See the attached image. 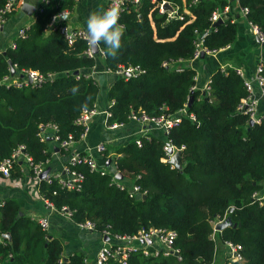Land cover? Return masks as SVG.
<instances>
[{
  "label": "trees",
  "instance_id": "1",
  "mask_svg": "<svg viewBox=\"0 0 264 264\" xmlns=\"http://www.w3.org/2000/svg\"><path fill=\"white\" fill-rule=\"evenodd\" d=\"M165 1L176 8L175 15L160 11L157 0H142L121 11L119 23L125 31L116 57L108 55L103 43L97 47L107 70H139L108 86L104 123L126 124L131 112L166 116L185 110L180 121L168 128L165 140L141 136L139 145L134 138L104 146L103 156L108 158V149L114 153L110 159L122 175L119 181L113 171L99 174L80 163L71 166L83 175L78 190L41 180L37 192L56 210L65 206L73 223L88 221L94 231H106L109 238L149 228L176 232L174 246L180 250V260L162 254L144 257L138 249L126 264H264V204L258 206L251 198L264 183V111L260 122L251 124L248 115L237 110L248 93L245 79L233 67L214 69L204 93L194 89L196 71L188 62L200 40L208 49L236 41L232 19L225 17L214 26L212 10L247 7L246 20L264 30V0ZM4 2L0 0V7ZM72 4L73 0L41 1L23 35L13 37L14 47L7 43L0 51V78L10 76L7 61L19 71L51 75L38 87L0 84V158L21 144L34 162L46 166L50 150L38 137L45 124L53 125L60 139L67 134L73 143L80 139L83 127L76 120L82 110L93 108L98 93L96 82L84 74L94 65L96 54L85 55V41L67 44L47 26L51 15L69 11ZM167 141L180 152L179 166L166 160ZM126 180L138 185L145 197H129L126 189L120 190L117 184ZM228 216L237 225L214 232V222ZM225 242L240 247V260L226 255ZM63 247L62 238L21 213L14 199L0 198V264H83L81 251L64 254Z\"/></svg>",
  "mask_w": 264,
  "mask_h": 264
},
{
  "label": "built area",
  "instance_id": "2",
  "mask_svg": "<svg viewBox=\"0 0 264 264\" xmlns=\"http://www.w3.org/2000/svg\"><path fill=\"white\" fill-rule=\"evenodd\" d=\"M42 1L46 2L47 0H42ZM141 1L142 0H123V3L121 5L122 11L129 5L132 7L138 6L141 3ZM157 1L160 2L159 4L160 11H168L169 17L175 15L176 8L172 7L165 0H157ZM196 1L197 0H194V2ZM235 2L237 3L239 2V0H235ZM111 3L112 0H106V5L104 8L109 7ZM164 3H168L171 6L172 10H164L163 9ZM20 4L21 2L19 0H5V2L0 7V29L2 28V25L5 22L7 16ZM230 9L231 6L227 5L224 6L223 9L215 8L214 10H212L210 15L211 22L215 23L220 19L224 20L225 16L228 14ZM237 10L244 17L248 12L247 7H243L240 5L237 6ZM67 12L68 10L64 9L57 14L51 15L47 26L49 28L56 29V31L59 33V35L62 36L63 40H65L67 44H71L76 39H81L85 41L86 49L84 51V54L87 56H94L90 52L87 32L84 29L78 27H71L65 24H59L58 22L60 21V18L53 20V17H57V16L61 17V15H65L67 14ZM247 23L251 29L252 34L256 37L257 41L262 46H264V30L256 23H253L251 21H247ZM24 29L25 27L18 28L16 31V36L17 37L22 36L24 33ZM8 45L10 47H14V43L12 42V40L8 43ZM223 48L208 49L202 46V41L200 40L195 44V49L192 58L198 59L202 51L204 52V55H211V54L214 55ZM97 53L100 52L98 51ZM221 67H222L221 70H223L224 66ZM234 70L236 71V73H238L245 79L242 71L239 68H234ZM113 72L117 75V77L123 76L126 78L133 76L135 73H138L139 70L136 67H127V68L119 67L117 70ZM85 76L87 75L85 74ZM46 78H51V75L47 74ZM46 78H44L42 75L38 74L35 71H31V70L19 71L17 69H14V73L12 75L2 76L0 78V84L4 85L5 87H8L10 85L15 87L26 86V85H29L31 87H38L43 83V81ZM207 82L204 84L202 88V91L204 93L207 92L209 89ZM244 83L248 94L246 97L241 99L240 103L237 106V110L246 113L249 117V120L252 123H259L262 114L259 113V109H258L259 101L262 98H264V56L259 58V60L257 61L253 77L251 79L246 78ZM255 92H258L259 95L256 96ZM183 112H185V110H183L182 112L180 111L176 114L174 113L166 116L163 114L159 116H151L146 114L144 111H139L134 113L131 112L130 115L128 116V119L131 122H135L144 126L147 125L154 126L167 132L169 127H171L172 125H176L180 121V113ZM102 113L105 116V118L108 116V112L106 110L102 111ZM96 114H98V111L95 108V106H93V108L88 110L87 109L82 110L81 114L76 120V122L83 127V130L80 134V138L85 134V132L88 129V121L90 120L91 117H93ZM190 118L193 119V116L190 115ZM121 125L123 124L111 122L105 126L108 129H113ZM45 129H48L52 132V138L56 142L57 146L60 149L67 152V161L64 167L62 168V171L53 174L47 172L42 178V180H44L45 182L54 181L59 188L64 190H78L81 186L83 175L81 172L72 169L71 166L80 163H84V164L86 163L90 170H98L99 174H103L105 172L106 169L98 166L94 161L92 155L89 153L90 151L93 150L94 152L101 154L105 146L103 143H98L92 149H89L88 153L71 152L70 150L73 144L71 134H67L65 138L60 139L58 135L55 133L56 131L55 127L51 124H45L40 127L38 133V137L40 140L44 139L42 131ZM134 141L136 144L138 145L140 144L138 138H135ZM163 148H164L166 160L168 161L175 152L179 151L169 141L166 142ZM169 149H171L172 152H169L168 151ZM14 164H19L23 166L30 174V177L36 182L41 181L39 180V175L45 169V164L34 162L31 156L25 152L24 146L21 144L17 145L10 152L9 156L0 158V176L8 177L10 175V171L13 168ZM115 172L116 170H114L112 173L114 174ZM113 178L115 179L114 175ZM117 187L120 190L126 189L129 197H139L144 194L143 192L140 191V187L136 184L131 183L126 185L121 182L117 184ZM251 198L253 202H256L258 204V206L264 204V183L262 189L256 190L251 194ZM47 204L51 205L49 202H47ZM58 211L63 213L66 217L70 218L71 212L65 206H62L60 209H58ZM30 218L32 220H35L41 229L45 230L47 228L48 224H47V219L45 217L30 216ZM222 220H217L216 222H214L213 224L214 232H217L215 230V225L218 222H221ZM75 225L79 230L85 233L94 231L93 225L88 221L75 223ZM100 235L102 241L99 244L94 254V259L90 264H104L107 260L115 261L118 264H126L127 258L130 255V253L138 249H141L144 257L157 256L159 254H162L164 256H173L178 260L181 259L179 248L174 246V240L176 238V232L174 230H168L164 228L140 229L138 232L131 235H115L112 238L107 237L106 231H103V233ZM104 236L106 237V239H103ZM212 236L214 237V235ZM225 246L227 248L226 255L231 260L241 259L242 255L240 253V247L238 245L233 244L231 242H225ZM82 261L83 264H89L85 257L83 258Z\"/></svg>",
  "mask_w": 264,
  "mask_h": 264
},
{
  "label": "crops",
  "instance_id": "3",
  "mask_svg": "<svg viewBox=\"0 0 264 264\" xmlns=\"http://www.w3.org/2000/svg\"><path fill=\"white\" fill-rule=\"evenodd\" d=\"M19 1L27 3L36 9L42 0ZM105 5L106 0H73L72 8L67 14L61 15L65 19L60 18V21L65 25L82 28L86 31V18L89 12L100 6L105 7ZM34 11L27 15L20 10V5H18L8 15L0 29V51L16 36L18 28L26 27L32 22ZM225 17H230L237 27L236 41L214 55H204L198 59L188 61L189 65L196 71L194 89L202 90L211 72L220 66L239 68L245 79H251L254 75L257 61L264 56V46L252 34L245 17L241 15L237 7L231 5V9ZM84 74L92 78L98 86V93L94 102L98 114L90 118L87 131L77 142L72 144L71 152L88 153V150L98 143L112 146L141 136H155L165 140L166 132L164 130L131 121L116 128L108 129L105 126V116L102 113L108 106L105 92L108 86L117 78V75L104 67L100 53L94 56V65L90 69L85 70ZM255 95H259L258 92H255ZM258 109L259 113L264 111V98L259 101ZM42 134L50 150V159L47 161L45 168H48L50 174L62 171L67 161V152L60 150L52 138L50 130L45 129ZM108 151V158L93 150L89 153L98 166L114 171V163L110 159L114 153L109 149ZM10 172L8 177L0 176V198L14 199L21 213L29 217H45L47 219L48 232L64 240V254L79 250L90 264L102 241L101 235L96 231L82 232L70 218L47 204L37 192L38 182L30 177V174L23 166L18 164V167L12 168ZM125 184H129V182L126 180Z\"/></svg>",
  "mask_w": 264,
  "mask_h": 264
},
{
  "label": "clouds",
  "instance_id": "4",
  "mask_svg": "<svg viewBox=\"0 0 264 264\" xmlns=\"http://www.w3.org/2000/svg\"><path fill=\"white\" fill-rule=\"evenodd\" d=\"M123 0H112L109 7L99 8L89 12L86 18L88 43L92 48L101 43L106 45L108 55L116 57L122 44L125 26L119 23ZM64 16L53 17V20ZM75 91V88L73 89Z\"/></svg>",
  "mask_w": 264,
  "mask_h": 264
},
{
  "label": "water",
  "instance_id": "5",
  "mask_svg": "<svg viewBox=\"0 0 264 264\" xmlns=\"http://www.w3.org/2000/svg\"><path fill=\"white\" fill-rule=\"evenodd\" d=\"M34 7L27 4V3H21L20 4V10L24 13H26L27 15H30L33 11H34ZM163 9L164 10H172L171 6L168 4V3H164L163 5ZM223 22V19H220L218 20L217 22H215L214 26L220 24ZM89 48H90V52L92 55H95L97 54L98 52V48H92L90 45H89ZM204 56V52L202 51L201 54H200V57H203ZM7 64L9 66V74L12 75L14 73V67L11 65V63L9 61H7ZM74 74H76V72H74ZM192 100H193V96L190 95L189 99H188V102H187V106L190 107L191 106V103H192ZM250 123L252 124V122L250 121ZM55 149V148H54ZM169 152H172L171 149L168 150ZM109 161V160H107ZM170 163H172L173 165L175 166H179V163H180V152L177 151L175 152L172 157L170 158L169 160ZM48 172V168H45L42 173L39 175V180H42V178L44 177V175ZM114 177L115 179L117 180H121L122 179V175L120 172H115L114 173ZM145 197V195H143V198ZM231 211V209L229 210ZM237 224L233 223L230 219V217H226L224 220H222L221 222H218L216 225H215V230L218 231V232H221L225 227L227 226H236ZM5 236L7 237L8 234H5ZM103 239H106V237L104 236ZM63 260L65 261L66 258L63 257Z\"/></svg>",
  "mask_w": 264,
  "mask_h": 264
},
{
  "label": "rangeland",
  "instance_id": "6",
  "mask_svg": "<svg viewBox=\"0 0 264 264\" xmlns=\"http://www.w3.org/2000/svg\"><path fill=\"white\" fill-rule=\"evenodd\" d=\"M229 46V45H228ZM221 67V66H220ZM64 241V240H63ZM219 249V246H217V249L216 250H218ZM216 253H218V251L216 252ZM224 253H225V251H224ZM218 257H220V254H218Z\"/></svg>",
  "mask_w": 264,
  "mask_h": 264
}]
</instances>
